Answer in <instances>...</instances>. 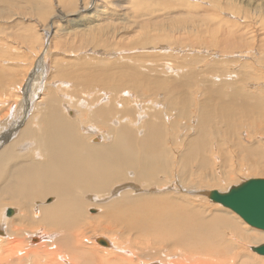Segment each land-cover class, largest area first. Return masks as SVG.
Wrapping results in <instances>:
<instances>
[{
  "label": "rangeland",
  "instance_id": "obj_1",
  "mask_svg": "<svg viewBox=\"0 0 264 264\" xmlns=\"http://www.w3.org/2000/svg\"><path fill=\"white\" fill-rule=\"evenodd\" d=\"M48 39L49 41L51 40L50 44ZM41 49L42 52L38 58V52ZM133 65L138 66L137 70L139 71H134L135 67ZM120 67L121 69H119ZM156 68L159 69L157 70ZM127 71L131 73L133 71L127 77L131 78L128 81L126 78H121V75L127 73ZM28 74H30L31 80L27 87L29 92L26 95L25 93H19L17 88L18 84L20 83L19 85H21V82L24 81L23 79ZM143 76L144 78H142ZM155 76L157 77L156 79ZM69 77L71 78L69 79ZM77 78L79 80H76ZM107 79L113 83L123 82L126 85L124 90L130 92L127 93L129 94V99L132 100V97L138 98H133L137 103H134L133 100L131 101L132 103L127 101L129 99H123L125 100L124 102L121 100L124 96L121 95L116 100L119 99L123 107L121 106L118 109L112 108V110L108 109L106 113L102 114V118L104 117L105 120L115 119V116L118 118L122 117L109 122L112 127L118 128L120 126L118 122L125 123L131 130L133 129L132 131L136 130L142 134L143 130L144 134V126L146 127V124L144 125V118L148 117L149 120L151 113L156 110L160 111V117H155L160 118V138L162 139V144L164 143V146L171 149H169L170 152L177 147L181 148L179 150L181 152L182 149L186 148V143L188 144L192 139L196 140L197 138L201 140L198 136L204 139L209 136L208 139L204 140V147L202 146L200 151V154H202L199 156L195 155L193 164L200 163L202 158L205 157L206 161L208 160V166L207 168L204 166L202 172L199 171L204 176L206 175L207 179H219L218 181L223 184L221 183V185L215 187H203L202 189H208V191L210 189L227 191L231 186L237 185L248 178H264V0H0V81L3 82L2 85L0 82V92L4 95L2 97H5V99L7 97V100L10 99H8L9 95L7 96V93L4 94L6 89H10V91L16 90L19 94L16 97L17 99L15 98V106L12 104L13 101L10 100L11 102L9 101V103L1 105L0 112L3 109L2 107L7 110L9 108L8 115L16 119L22 112L23 99L28 96L31 103L28 115L32 110L37 113L38 108L36 107L43 102H47V93L50 91L48 88L53 89V92L57 94L59 102L64 101L66 97L65 104L71 101L70 106L64 109L65 111L62 109V106L60 109L66 117L71 118L76 133L78 134L80 131L82 134L79 132V135H85L90 144L94 137L99 139L98 143H101L106 138L108 140L111 139V135L107 132L108 122L98 115L95 117L91 113V110L89 111L90 113L88 112L87 118L84 117L82 119L81 116L87 114L83 109L85 108L84 105L89 103V100L92 101L95 97L100 98L99 103L102 102L103 93L96 91L97 93L95 92V94L97 95L93 96L91 92L95 90L94 88L104 89L105 87L103 86L107 82ZM152 79L153 81H151ZM131 80L132 82H130ZM97 82H100V84L98 85ZM149 82H152L153 85L152 83L149 84ZM63 83L65 86H62ZM13 84L16 89L13 88L12 90ZM57 84L61 85L58 86ZM123 84L121 86L122 89ZM16 85L17 87H15ZM66 85L67 88H63ZM111 89L112 87L106 90ZM132 90H135L138 94ZM216 90L222 94L218 98L219 101H228L233 104L232 107L235 104V106L244 105L239 108L235 107L236 109L238 108L236 120L240 122H238L239 124H237L236 120V124L232 123L231 126H228L225 119L223 122L224 115H221L222 112L216 111L218 104L216 100L214 102L213 98L210 97L212 95L211 92ZM109 93L113 92L109 91ZM230 93L233 95L231 96ZM237 98L239 99L237 100ZM144 102L146 103L144 104ZM242 103L243 105H241ZM244 103H247L248 106ZM133 105H135L134 108ZM201 105L204 109L209 110L204 119L209 126L208 129H211V131L210 133L207 131L205 135L200 133V131L202 132L200 130L202 125V116L200 117ZM138 106L143 107L140 109ZM109 107L111 108V106ZM124 108L127 115L123 113ZM239 110L245 111L247 116H243V113H245L243 111L241 112L243 114L241 116ZM115 112L117 113L115 114ZM120 112L123 113V116H121ZM148 112L150 113L149 115H147ZM108 113H111V117ZM125 116H127V119L123 118ZM131 116H134L133 119ZM80 119L82 120L81 122ZM198 120L201 122H198ZM141 121L144 126L141 125ZM224 123L225 125L223 126ZM134 126L137 128L135 129ZM190 126L192 127L190 128ZM213 128H216V130ZM213 130L216 134H214ZM220 131L226 132L222 134ZM196 132L197 136L194 135ZM232 132L233 135H231ZM91 134L93 137H91ZM15 135L13 133L11 134L12 138L10 137L2 141L1 148L9 143ZM137 135L139 138L140 134L138 133ZM238 136L240 139L236 138ZM238 140H243V144L245 143L247 146L243 145L242 147V142ZM185 141L188 142L185 143ZM201 142H198V145ZM258 142L260 145H255ZM206 143L207 145L210 143V147L209 145H205ZM238 143L241 144L239 145ZM253 145L256 146V149ZM211 146L213 147L211 148ZM257 147H259V150ZM204 149L205 153L203 152ZM20 152L24 153L25 149ZM254 152H257L258 155ZM171 153L175 156L177 152L174 153L172 151ZM238 153L240 156H238ZM224 155L228 158L225 162L224 159L226 157ZM199 160L200 162H197ZM246 162H248L247 167L244 165ZM178 165L180 164H177V167ZM255 171H259L260 173H255ZM189 172H192V167ZM224 172L231 174V177H233L231 181H221ZM129 181L138 187L137 192L158 193V190L153 188L155 186L145 187L135 180H128L127 182ZM174 181L176 180L173 178L172 186ZM124 183L122 182L121 184ZM178 183L181 184L179 181ZM165 189L170 192L174 190L171 186L165 187ZM180 192L184 191L180 189ZM192 194L190 193L193 196L192 198L196 199L195 201L200 202L203 206L205 217L210 218L212 215L224 217L228 219V222L236 231L240 230L239 232L243 235H247L246 233L250 234L251 232L264 233V230L250 226L238 214L222 206L220 203L215 204V202H211L210 198L202 197V195H198L195 191ZM52 199L53 196H49L43 200V203H49ZM104 200L106 199L102 196L97 197L96 202L84 212L85 215L88 213L87 216H98V224L95 221L96 226L102 223L98 210L100 202ZM155 202L160 201L153 200V203ZM6 207H11L14 210L19 208L17 205L11 204L6 205ZM181 210L184 213L185 207L182 206ZM35 212H33L34 216ZM33 213L32 218H35L33 217ZM82 217L84 218L83 215ZM93 231L94 239L95 237H102L108 241L109 235L99 233L97 230L95 232L99 234L96 235ZM223 231L220 236L223 235L227 241L235 242L232 238L229 239L228 230ZM35 238L38 240L35 236L32 237V242ZM212 239L211 248L213 250L216 249L218 251L216 253H222L220 250L223 243L217 237H213ZM137 240L130 238L126 244L127 246L129 245V248L131 246L135 251H138L143 245ZM260 243H262V240L258 242H244L243 244H239L240 248L238 250L244 254L243 258L250 253L252 255H260L250 249L251 246H256ZM95 244L101 246L99 242L97 243V240ZM144 247L146 248L147 246ZM161 251L154 258L148 256L146 259V257L140 255V259L135 261L138 264L158 262L161 257L164 258L166 254L168 255L167 249ZM232 252L226 251L224 254H232ZM200 254L198 253V255ZM222 254L217 255L218 259L228 256V254L226 256ZM185 255L188 256L187 253ZM169 256L172 259H179L183 264H194L192 257H176L177 255L174 254H170Z\"/></svg>",
  "mask_w": 264,
  "mask_h": 264
},
{
  "label": "bare ground",
  "instance_id": "obj_2",
  "mask_svg": "<svg viewBox=\"0 0 264 264\" xmlns=\"http://www.w3.org/2000/svg\"><path fill=\"white\" fill-rule=\"evenodd\" d=\"M50 43L51 40L49 41V44ZM41 52L42 49L38 52V58L40 57ZM121 67L119 69H121ZM134 67L136 68V70L134 68V71H139L137 70L138 66ZM124 69L126 70V68ZM132 73L127 71V73L121 75V78H126L128 81V79L131 78L127 77H129ZM28 75L25 79H23L24 81L21 82V85H19L20 83L18 84L17 89L19 93L26 94L29 92L27 87L31 77L30 74ZM70 78L71 77H69V79ZM137 78L141 81L139 77ZM142 78H144V76ZM156 78L157 77L155 76V79ZM76 80L79 79L77 78ZM151 81H153V79ZM130 82H132V80ZM97 83L98 85L100 84V82ZM118 83L109 82L107 79V82L103 86L105 87L104 89L94 88L95 90H92L91 92L93 96H96L97 94H95V92L98 91L99 93H103L104 97H102L101 103H99L100 98L94 97L92 101L89 100V103H86V105H84L85 108L83 109L85 110V113L87 112V114H83L82 116L80 115L82 119H84V117L87 118L90 110L95 117L98 115L102 118V114L106 113L108 109L112 110V108L118 109L121 106L123 107L119 99H116L121 95L124 96L121 100L129 99V94L127 93L130 92L124 90L126 85H124L123 82H120L123 84V89L121 87L122 84L120 85V83ZM150 83L152 82H149V84ZM2 84L3 82H1V85ZM57 85L60 86L61 84ZM62 86H65L64 83ZM15 87H17V85ZM111 87V90H106ZM13 88L14 84L12 90ZM55 88L57 89V87ZM63 88H67V85ZM8 90L10 91V89ZM8 90L6 89L4 94L7 93L6 95H9L12 98L11 99L8 96V99L13 101L12 104L15 106V98L19 95L17 93L18 91L16 92V90H14L9 93ZM48 90L50 91L47 93V102H43L41 105L36 107L38 108V114L32 110V112L28 115L31 109V103L28 96H24L25 98L22 101V112L16 119L11 117V115H8L9 108L7 110L2 107L5 112H3V109L0 112V148L3 144L1 143L2 141L10 138L11 134H16L9 143L5 144V146L0 149V264H138L135 260L138 261V259H140V255L146 257V259L148 256H150V258H154L157 254H160V250L163 251V249H167L168 252H164H167L168 255L165 253L166 256L164 258L161 257L160 261L147 264H183L179 259H172V257L169 256L170 254L183 258L192 257L194 259V264H264V256H260L263 254H260L252 249V247L255 246H251L250 249L260 255H252L250 253L243 258L244 254L240 253V250H238V248H240L239 244H243L244 242H258L262 240V243H264V233L251 232L250 234L246 233L247 235H243L239 232L240 230L236 231L228 222V219L224 217L217 215H212L210 218L205 217V210L203 209V206L200 202L195 201L196 199L192 198L193 196L190 195V193L192 194V192L195 191L198 195L209 198L208 189L202 188L215 187L221 185L222 183L218 181L219 179H207V177H205L206 175L204 176V174L201 173L204 166L205 168L208 166V160L206 161L205 157L202 158L201 156V162L199 160L197 162L200 163L193 164V161H195V155L199 156L202 154H200V151L205 142L204 140L209 137L208 133V137L205 139L198 136L201 140L203 139L202 142L197 138L196 140L191 138V141L188 140L190 142L185 141V143L188 142V144L186 143V148L183 146L185 149H182L181 152L179 151L181 149L179 147L176 148L178 150H172L174 153L177 152L174 156V154L171 153L172 151L170 152L171 149L164 146V143L162 144V139L160 138L161 132L159 131L160 118H155L160 117V111L155 110V112L151 113L149 116V120L148 117H146L148 121L144 118L145 121H147L145 122L143 120L146 127L141 121V125L144 126V134L142 130L143 135L136 130L132 131L133 129L131 130L125 123L124 124L127 127L120 122H118L120 125L118 128L112 127L109 122H111L114 118L105 120L103 117L102 119L109 124H107V132L111 135V139L108 140L106 138L108 141L105 140L98 143L99 139L94 137L95 139L93 138L92 143L90 144V142L88 143L85 135H79L80 131L78 134L76 133L73 121H71V118L66 117L60 109L61 106L63 110L67 109L70 106L71 101L65 104V99L67 97L65 98L64 95V101L59 102L56 96L57 94L53 92V89L48 88ZM156 90L158 89L156 88ZM109 91H112L113 93L108 94ZM221 91L223 90L221 89ZM211 93L212 95L210 97L213 98L214 102L216 100L218 104L216 111L222 112L221 115H224V118L222 117L223 122L225 119L228 126H231L232 123L236 124L238 108L243 107V103L241 104L243 106H235V104L232 107L233 104L230 102L218 100V98L222 95L218 90L214 92L212 91ZM230 94L231 96L233 95L232 93ZM2 96L4 95L1 93L0 107L2 104L4 105L10 101L7 100V97L5 99V97ZM234 96L236 97V95ZM133 98L138 99L132 97V100ZM238 99L239 98H237V100ZM96 100L97 102H95ZM132 100L129 99L127 101L131 102ZM123 101L125 102V100ZM133 102L135 103L136 101L133 100ZM145 103L146 102H144V104ZM245 105L248 106L247 103ZM79 106L81 105L79 104ZM109 106H111V108ZM134 106L135 105H133V108ZM138 107L141 109L143 106ZM235 107L238 108L236 109ZM149 109L147 110L149 111ZM123 110L122 112L127 115L125 108ZM208 111L209 110L204 109L202 105L200 106L202 125L201 127L199 126V123H197L199 125H196L201 128L200 130H202V132L200 131V133H203L204 135L207 131L209 133L211 131V129H208L209 126L204 119ZM242 111H240V113ZM116 113L117 112H115V114ZM123 113H121V116H123ZM149 114L150 113L148 112L147 115ZM243 114L241 113L240 115L247 116L246 112ZM108 115L111 117V113H108ZM126 117L127 116L123 118L127 119ZM133 117L131 116L132 119ZM120 118L115 116V119ZM199 120L198 122H201ZM81 121L82 120L80 119V122ZM238 122L237 124L240 123ZM221 123L220 125H222ZM129 124L131 125V123ZM224 125L225 123L223 126ZM191 127L192 126H190V128ZM134 128L136 129L137 127L134 126ZM227 128L229 129V127ZM213 129L216 130V128ZM197 132L199 133V131ZM197 132L193 134L197 136ZM224 132L221 133L223 134ZM138 133L140 134L139 138L137 135ZM80 134L82 133L80 132ZM214 134H216V132ZM231 135H233V132ZM91 137H93V135ZM236 138L240 139L239 136ZM197 141L201 143L198 145ZM240 141L242 142V144H240L243 147L245 143L243 144V140ZM209 144L210 143H208V145ZM205 145H207V143ZM248 145L250 146V144ZM255 145L259 146L260 143L258 142ZM246 146L247 145H245V147ZM212 147L213 146H211V148ZM254 147L256 149V146ZM257 148L259 150V147ZM23 149H25V152H20ZM203 152L205 153V149ZM255 154H257V152ZM238 156H240L239 153ZM225 160H228V158L226 157L224 162ZM177 164L180 165L177 167ZM247 164L248 162H246V164L244 163L245 166ZM194 165L196 166L195 168ZM191 167L192 172L190 173L189 170ZM258 172L255 171V173ZM160 173L162 174L161 176ZM173 178L176 181L173 182L172 186ZM232 178L231 174H226L224 172L221 181H231ZM128 180L140 182V184L145 187L155 186L153 188H156L158 193L152 194V192H137L138 187L132 184L131 181L127 182ZM178 181L181 184H179ZM122 182L125 183L121 184ZM170 186L174 190H171L172 192L166 191L165 187ZM220 188H222V186H220ZM180 189L184 192H180ZM49 196H53V199L51 201L49 200V203H43V200ZM101 196L106 200L102 201L103 203H98V211L102 223L96 226L95 221L98 220V216H87L88 213L85 215L84 212H86V209L89 208V206L91 207V205L96 202L97 197ZM153 200L160 202L153 203ZM9 204L17 205L19 208L16 210L11 207L7 208L6 205ZM182 206L185 207L184 213L181 212ZM8 209L12 210L9 215L7 214ZM33 212H35V216ZM32 213L35 218H32ZM93 230L109 235L108 241L102 237H95L94 239V234L92 233ZM223 230H228L229 232L227 233L229 239L232 238L235 242L230 240L227 241L223 235L220 236L221 232H224ZM35 236L38 240L35 238L32 242L31 239ZM213 237H217L220 242L223 243L222 249L220 250L223 254L216 253L217 250H213V248H211V241L213 240ZM130 238L138 239L137 241H140L143 247L138 251H135L131 246L129 248V245L127 246L126 242ZM98 239L104 240L103 243H100L101 246L95 244L96 240L97 243L99 242ZM144 246L147 247L145 248ZM226 251L234 252H232V254L227 253L228 256L226 258L218 259L217 255L222 254L226 256L227 254H224ZM185 253H187L188 256H186ZM198 253H201L202 255H198Z\"/></svg>",
  "mask_w": 264,
  "mask_h": 264
},
{
  "label": "water",
  "instance_id": "obj_3",
  "mask_svg": "<svg viewBox=\"0 0 264 264\" xmlns=\"http://www.w3.org/2000/svg\"><path fill=\"white\" fill-rule=\"evenodd\" d=\"M211 201L220 203L238 214L247 224L264 230V178H248L227 191L212 189L208 194ZM11 209L7 210L9 215ZM103 243V239H98ZM264 255V243L252 247Z\"/></svg>",
  "mask_w": 264,
  "mask_h": 264
}]
</instances>
